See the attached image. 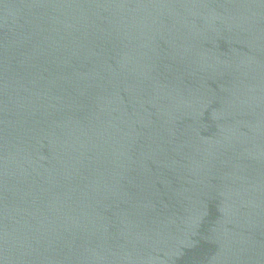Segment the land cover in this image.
<instances>
[{
    "label": "water",
    "instance_id": "1",
    "mask_svg": "<svg viewBox=\"0 0 264 264\" xmlns=\"http://www.w3.org/2000/svg\"><path fill=\"white\" fill-rule=\"evenodd\" d=\"M0 264H264V0H0Z\"/></svg>",
    "mask_w": 264,
    "mask_h": 264
}]
</instances>
